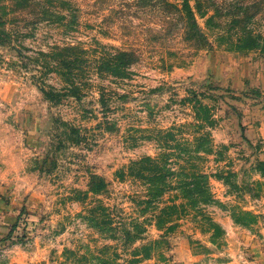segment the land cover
Instances as JSON below:
<instances>
[{
	"label": "rangeland",
	"instance_id": "rangeland-1",
	"mask_svg": "<svg viewBox=\"0 0 264 264\" xmlns=\"http://www.w3.org/2000/svg\"><path fill=\"white\" fill-rule=\"evenodd\" d=\"M166 1L0 0V264H264V0Z\"/></svg>",
	"mask_w": 264,
	"mask_h": 264
},
{
	"label": "trees",
	"instance_id": "trees-1",
	"mask_svg": "<svg viewBox=\"0 0 264 264\" xmlns=\"http://www.w3.org/2000/svg\"><path fill=\"white\" fill-rule=\"evenodd\" d=\"M165 3L169 4V2L166 0ZM198 9L199 11H201V6H199V4H198ZM182 12H184L183 16H185L188 19L190 32L192 33L190 36L191 38L189 39H195L198 41L200 40L206 42L207 37L197 23V18L192 6L190 5V0H183ZM41 89L45 93V95H47L52 99H57L59 97V94L55 92L47 91L44 88ZM143 162L146 164L142 165ZM147 162L150 163L151 166L147 165ZM135 165H138L139 168L137 169L138 166L137 167L134 166V168L130 170V174L135 177L140 176L142 178H147L144 173L145 171L150 172L149 183L152 186L151 192L155 200L159 199V197H161L165 192H167V190L172 188V182L169 180L170 179L169 177L174 174V170L170 168L168 161L165 160L161 162L159 159L148 157L145 159H141L140 162L138 163L136 162ZM189 175H190V179L181 181L182 191L185 195L184 197L189 198L192 201V204L198 202L203 203L204 201H206V199H208V196L210 197L211 194L208 187V176L200 172H192ZM23 213L24 211L22 210V212L18 217V220L20 219ZM17 226H18V222H16L12 226L10 234L16 229Z\"/></svg>",
	"mask_w": 264,
	"mask_h": 264
}]
</instances>
